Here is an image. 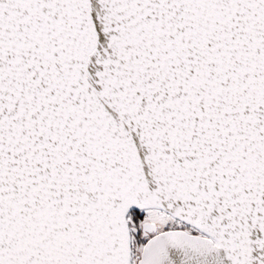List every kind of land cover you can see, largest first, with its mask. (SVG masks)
Listing matches in <instances>:
<instances>
[{
	"label": "snow or ice",
	"instance_id": "snow-or-ice-1",
	"mask_svg": "<svg viewBox=\"0 0 264 264\" xmlns=\"http://www.w3.org/2000/svg\"><path fill=\"white\" fill-rule=\"evenodd\" d=\"M0 264H264V0H0Z\"/></svg>",
	"mask_w": 264,
	"mask_h": 264
}]
</instances>
